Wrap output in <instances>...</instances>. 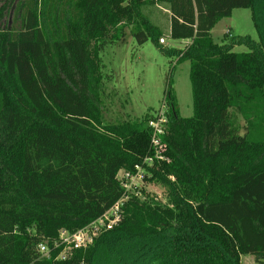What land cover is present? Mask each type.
<instances>
[{"label":"trees","instance_id":"trees-1","mask_svg":"<svg viewBox=\"0 0 264 264\" xmlns=\"http://www.w3.org/2000/svg\"><path fill=\"white\" fill-rule=\"evenodd\" d=\"M236 8H251L259 42L214 41ZM156 9L169 17L167 34ZM128 28L139 44L191 40L163 49L190 61L194 106L181 115L171 77L172 162L148 178L166 200L143 189L87 249L42 257V241L103 215L122 196L118 172L152 154L154 113L102 115L101 55ZM243 44L249 51H234ZM249 254L264 258V0H30L21 29L0 31V264H242Z\"/></svg>","mask_w":264,"mask_h":264},{"label":"rangeland","instance_id":"rangeland-1","mask_svg":"<svg viewBox=\"0 0 264 264\" xmlns=\"http://www.w3.org/2000/svg\"><path fill=\"white\" fill-rule=\"evenodd\" d=\"M10 1L0 0V6ZM29 1L14 0L12 4H8V9L0 18V31L5 29L12 32L21 29L23 13ZM156 14L158 16H151L152 19L161 24L167 34L168 15L159 9H156ZM212 36L214 41L220 44L245 36L260 41L251 8L234 9L231 17H226L217 24ZM164 37L165 43L160 41L161 45H157L152 39L139 44L128 28L124 41L109 44L102 52L104 72L109 77L104 82L101 96L105 122L141 120L146 114L155 113L161 108L171 77L181 115L190 117L194 114L190 61L178 62L176 55L163 50L184 48L189 40L174 39L169 35ZM234 51L246 52L249 48L245 44L235 45ZM238 119L241 125L245 123L241 115ZM145 190L159 199L166 200L165 187L160 183L149 180ZM242 264H264V258L243 255Z\"/></svg>","mask_w":264,"mask_h":264},{"label":"built area","instance_id":"built-area-1","mask_svg":"<svg viewBox=\"0 0 264 264\" xmlns=\"http://www.w3.org/2000/svg\"><path fill=\"white\" fill-rule=\"evenodd\" d=\"M165 43V37L160 38ZM169 108L163 102L161 108L149 120L151 128L152 154L147 156L143 163L136 164L132 170L121 169L117 179L122 187V196L116 203L106 210L103 215L76 231L62 229L58 237L50 244L42 241L38 251L42 257H50L56 251L57 260H69L77 250H85L104 232L113 229L123 218V206L133 196H141L146 188V182L151 177V169L155 165L170 164L172 157L168 154V144L165 140L169 123ZM174 179V176H170ZM81 264H84L83 262Z\"/></svg>","mask_w":264,"mask_h":264},{"label":"crops","instance_id":"crops-1","mask_svg":"<svg viewBox=\"0 0 264 264\" xmlns=\"http://www.w3.org/2000/svg\"><path fill=\"white\" fill-rule=\"evenodd\" d=\"M217 26V25H216ZM215 26V27H216ZM215 27H214V29H215ZM214 29L212 30V32L214 31ZM189 41H188V43L186 44V45H188L190 42H191V40L190 39H188ZM182 49V48H181Z\"/></svg>","mask_w":264,"mask_h":264}]
</instances>
